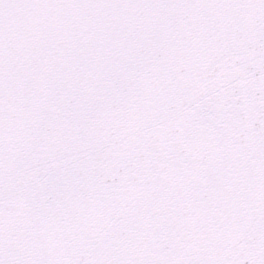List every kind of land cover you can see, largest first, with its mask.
Returning a JSON list of instances; mask_svg holds the SVG:
<instances>
[{
  "label": "snow or ice",
  "instance_id": "1",
  "mask_svg": "<svg viewBox=\"0 0 264 264\" xmlns=\"http://www.w3.org/2000/svg\"><path fill=\"white\" fill-rule=\"evenodd\" d=\"M0 264H264V0H0Z\"/></svg>",
  "mask_w": 264,
  "mask_h": 264
}]
</instances>
